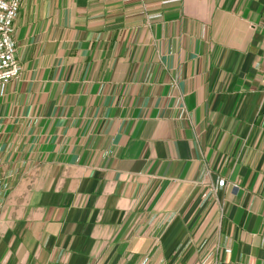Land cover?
Segmentation results:
<instances>
[{
	"label": "crops",
	"instance_id": "obj_1",
	"mask_svg": "<svg viewBox=\"0 0 264 264\" xmlns=\"http://www.w3.org/2000/svg\"><path fill=\"white\" fill-rule=\"evenodd\" d=\"M263 17L264 0H23L0 264H264Z\"/></svg>",
	"mask_w": 264,
	"mask_h": 264
},
{
	"label": "built area",
	"instance_id": "obj_2",
	"mask_svg": "<svg viewBox=\"0 0 264 264\" xmlns=\"http://www.w3.org/2000/svg\"><path fill=\"white\" fill-rule=\"evenodd\" d=\"M22 2L23 0H0V82L19 79L22 76L23 66L17 59L13 38L14 23ZM262 27L264 29V17ZM225 182L221 179L218 184L225 185Z\"/></svg>",
	"mask_w": 264,
	"mask_h": 264
}]
</instances>
